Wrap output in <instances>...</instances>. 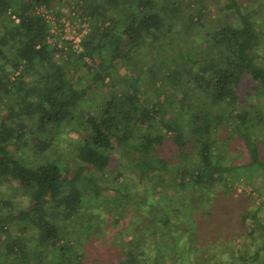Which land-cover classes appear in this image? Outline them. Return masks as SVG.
<instances>
[{
	"label": "trees",
	"instance_id": "1",
	"mask_svg": "<svg viewBox=\"0 0 264 264\" xmlns=\"http://www.w3.org/2000/svg\"><path fill=\"white\" fill-rule=\"evenodd\" d=\"M169 2L0 0V184L17 183L29 202L25 207L14 205L10 198L0 196V235L6 239L0 246V264H78L85 258L76 250L83 243L76 245L65 238L68 223L82 206L90 204L86 199L92 191L96 195L104 189L112 194L120 191L115 184L110 188L101 184L117 148L133 162L142 182L153 181L161 188L177 186L171 195L159 198L162 204L165 197L174 196L170 203L175 214H180L177 219L169 209L171 213L162 216L163 233L174 234L173 240L165 241L170 246L176 243V232L200 224L198 235L205 230L203 221L216 220L218 211L232 214L235 182L245 183V177L257 175L264 178V155L256 142L259 120L249 115L250 108L257 109L256 101L264 98V63L258 52L261 37L253 19L241 12L239 0H230L242 23L222 24L210 33L222 52L211 50L209 60L195 71L176 57L164 63L155 61L161 56L166 34L174 29L177 2L172 6ZM65 6L67 12L62 11ZM76 13L89 26L79 51L70 40L60 39L67 21L78 22ZM147 46L152 53L148 78L153 87L173 84L175 99L142 95L139 82L126 77L127 89L111 92L95 104L96 84L111 79L116 63L132 61ZM79 80H84L83 86H77ZM244 82L256 101L242 95ZM193 91L202 98L195 106L187 99ZM177 103L180 109L175 113ZM217 108L221 109L215 114ZM259 116L264 117L257 109L255 117ZM74 121L82 122L78 128L84 132L76 145V157L70 158V168H66L47 153ZM187 125L189 135L184 133ZM226 125L245 143L246 162H234L236 156L227 161L220 152L218 145L226 140L215 133ZM169 139L182 160L174 167L169 161L173 155L164 150ZM114 173V183H118L122 170L114 169ZM187 176L191 190L179 196L176 190ZM140 200V204L146 201ZM202 207L209 208L199 214ZM259 212L260 208L243 210L241 219L242 223L251 220L254 232L264 236ZM132 218L139 223L141 218L146 220L141 208ZM179 222L181 227L175 231ZM139 231L136 236L142 234ZM134 241V246L144 248L139 240ZM128 255L134 258L131 251Z\"/></svg>",
	"mask_w": 264,
	"mask_h": 264
},
{
	"label": "rangeland",
	"instance_id": "2",
	"mask_svg": "<svg viewBox=\"0 0 264 264\" xmlns=\"http://www.w3.org/2000/svg\"><path fill=\"white\" fill-rule=\"evenodd\" d=\"M162 2H169L170 6L177 2V9L174 15V29L166 34L163 47L159 50L161 56L158 55L159 57L155 59L161 63L176 57L177 61L185 60L188 68L193 67L197 71L203 62L209 60L211 50L216 51L217 54L222 52L221 49L214 46L210 33L222 24L240 25L242 23L241 17L233 12L234 7L230 6V0H162ZM239 3L241 12L253 19L254 29L257 34H260L258 52L264 63V0H239ZM68 8L65 6L62 11L67 12ZM75 15L77 21L87 23L83 15L77 13ZM72 25L77 24L72 22ZM63 36L64 32L60 39ZM151 54L148 46L142 47L132 61L116 63L112 78L106 79L104 83L98 82L97 87L93 88V102L96 104L103 98H108L111 92L127 89L129 85L126 83V77L139 82L142 95H148V93H150L148 96L154 95V97L166 95L168 99L171 98L169 101L174 100L177 92L172 87L173 84L166 82L165 85L162 84L161 88L153 87L152 80L148 78V60ZM184 77L181 78L182 83L185 81ZM83 81L79 80L76 83L77 86H83ZM250 90L247 83L244 82L241 85L242 95L248 96L250 101L254 102L256 98H251L247 92ZM176 98L178 101L179 98ZM187 99L194 106L202 102V98L196 91L188 95ZM86 102L85 107L88 105V101ZM256 102H259L257 109L261 110L264 116V98ZM165 106L167 105L165 104ZM174 107L175 113H177L180 105L177 103ZM220 109H214V113L217 114ZM257 109L250 108L249 115L255 121L259 120L256 126V142L261 148V155H264V117H255ZM81 125L82 122L76 121L68 124L60 133L56 144L48 150L47 154L59 158L62 167L70 168V158L76 157V145L80 144V137L84 132L82 128H78ZM230 125L222 127L215 133V135L219 133V139L225 138L226 140L219 144L218 148L220 152L224 153L227 161L234 160L233 157L236 156L238 158L234 162L244 163L249 154L247 147L244 142L237 140V135L229 130L232 129ZM184 133L187 135L192 133L188 125L185 126ZM171 139L165 140L164 150L168 151L169 155H173L169 161L172 163L170 166L174 167L182 160L178 159L175 154L174 149L177 150L178 147ZM189 152L191 153L192 150ZM112 159L110 166L105 169L106 172H103L105 180L101 181V184L106 185L107 188L115 184V186H120V191L112 194L108 189H104L98 195L92 191L86 199L90 204L82 206L79 213L74 216L75 220L68 223L65 238L69 237V241H73V244L76 245L83 243L82 246L76 248L85 255V258H81L78 264H125L121 262L123 260L127 264H264V236L254 232L251 220L242 223L241 219V211H253L260 208L259 216L264 220L263 176L245 177V183L243 181V183L235 182L236 190L232 195L237 198L233 203L234 212L232 214H221L218 211L216 220L209 218V220L203 221L205 230L198 235L196 229L199 231L200 224L193 225L190 230L176 232V243L170 246L165 241L173 240L174 234L163 233L165 229L160 224L163 223L161 222L163 221L162 216L170 212L169 209H171L172 213H170L173 214V217L176 215L172 208L174 204L170 203L174 196L165 197L161 201L162 204H159V198L161 195H171L177 186L166 185L167 188H161L153 181L142 182L133 162L118 148L114 151ZM190 160L187 159V161ZM114 169L122 170V174L117 180L118 183H114ZM247 179L250 180L249 183L246 182ZM180 184L176 190L178 195L187 196L191 190L188 186V176L182 178ZM1 194L10 198L14 205L17 203L24 207L29 205L17 183L0 184V196H2ZM143 198L146 201L138 203ZM121 200L123 203L119 204L118 201ZM113 201H117L118 205H114ZM153 206L154 210L151 209ZM138 207L143 210L146 217V220H143L144 217L141 218L142 225L136 220L137 218H132L133 212L139 209ZM208 208H200L199 214ZM176 218L180 219V214H177ZM150 221L152 223H148ZM149 226L155 230H150ZM177 227H181V222L174 227L175 231L180 229ZM136 231L141 232L145 237L142 234L136 236ZM154 232L156 236H153ZM134 240H139L144 248L134 246ZM3 244H6V239L4 235H0V246ZM158 247H160V252ZM129 251L134 258L128 255ZM257 255H261L260 259H256Z\"/></svg>",
	"mask_w": 264,
	"mask_h": 264
},
{
	"label": "built area",
	"instance_id": "3",
	"mask_svg": "<svg viewBox=\"0 0 264 264\" xmlns=\"http://www.w3.org/2000/svg\"><path fill=\"white\" fill-rule=\"evenodd\" d=\"M78 22L76 23L77 25H72L70 24L69 21L65 23V28L63 30L64 36L62 37V39L70 40L73 43V46L77 48V50L79 51L81 50V46L79 42L81 38L84 36V34L87 33L89 26L87 23H83V22L81 23L80 21ZM56 30L55 32H57Z\"/></svg>",
	"mask_w": 264,
	"mask_h": 264
}]
</instances>
